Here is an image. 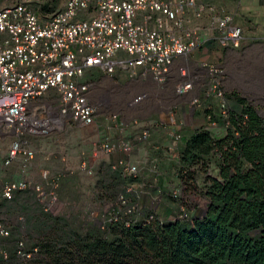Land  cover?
Returning <instances> with one entry per match:
<instances>
[{
    "label": "built area",
    "instance_id": "1",
    "mask_svg": "<svg viewBox=\"0 0 264 264\" xmlns=\"http://www.w3.org/2000/svg\"><path fill=\"white\" fill-rule=\"evenodd\" d=\"M34 3L25 0L0 9V139L9 140L3 167L19 165L24 174L22 179L0 182V257L6 261L12 259L5 247L12 228L3 217L2 201H13L19 192H31L48 214L61 202L65 172L54 173L46 167L40 182L32 184L28 178L39 153L34 140L49 137L54 128L68 122L94 128L98 148L81 153L82 173L93 178L97 171L91 158L115 155L119 160L110 165L121 176L138 179L144 173L145 164L133 161L132 156L139 144L149 143L152 129L130 133L128 124L117 121L115 132L106 131L99 122L101 102H95V83L82 81L89 69L97 68L107 76L121 72L134 82L151 77L165 87L174 77L179 58H188L212 41L238 50L245 40L234 13L204 0H66L64 8L48 17ZM200 66L201 75L194 76L186 61L179 65V98L189 97L195 108L216 100L225 115L224 65L205 60ZM201 82L205 86L199 90ZM149 98L148 92L138 93L128 108L139 109ZM210 125L216 127L217 122ZM171 136L176 144L183 139L177 129ZM155 162L150 163L151 172L157 171ZM180 194L182 187L174 197ZM141 198L135 185L127 186L102 226L124 215L136 220L144 216L150 209L144 208ZM87 210L86 222H95L96 212ZM187 215V206L182 204L178 215L170 219ZM38 253V247L21 239L15 249L16 264H32Z\"/></svg>",
    "mask_w": 264,
    "mask_h": 264
},
{
    "label": "trees",
    "instance_id": "2",
    "mask_svg": "<svg viewBox=\"0 0 264 264\" xmlns=\"http://www.w3.org/2000/svg\"><path fill=\"white\" fill-rule=\"evenodd\" d=\"M41 1L38 11L57 0ZM227 99L225 115L205 107L209 125L179 143L175 180L204 207L184 219L146 210L104 226L46 213L32 264H264V118L237 92Z\"/></svg>",
    "mask_w": 264,
    "mask_h": 264
},
{
    "label": "rangeland",
    "instance_id": "3",
    "mask_svg": "<svg viewBox=\"0 0 264 264\" xmlns=\"http://www.w3.org/2000/svg\"><path fill=\"white\" fill-rule=\"evenodd\" d=\"M23 1L25 0H0V9ZM65 1L66 0H57L54 5H51L53 7L50 10L43 11L39 9V12L43 16L48 17L54 12L64 8ZM204 1L213 3L220 8H245V5L247 4V0ZM252 1L254 2V0ZM253 2H250V4ZM41 3H43L41 0H35L34 5L36 9L40 7ZM253 21L254 22L250 21L249 18L246 17V27L243 28L245 32V40L241 49L229 50L221 47L219 53L209 52L206 60L223 64L226 70L225 88L227 94L237 92L242 97L248 99L264 118V24L255 20ZM123 76L122 84H119L118 87L110 86L104 90L103 94H95V102H101L100 116H102V125L103 121L106 122L110 120L111 122L109 125L106 123V125L102 126L108 132L111 130L114 131L113 127L116 126L117 121L122 122L120 119L121 116H125V119L123 118L124 123L127 124L128 122H131V118L126 115L127 110H129L128 104L130 101L127 95V90L130 89V86L134 81H131L126 74H123ZM201 86H205L203 82H201L199 90H202ZM177 101L187 104L185 110H182V113L184 114L181 115L180 118L185 120L183 126L189 130L209 125L208 119L205 118V115L197 113L199 110L204 109L205 111V107L214 109L218 108L216 100L212 99L205 101L203 107L200 108L193 107L190 104L189 97L181 98ZM189 104L192 108L189 107ZM138 110H140V108ZM169 111L170 113L167 111L166 116H164L165 119H168L169 117H176L175 119L178 118L176 114H172V112H174L173 107ZM117 115L119 118L118 120L115 119V116ZM90 129L92 128H86L68 122L64 126H57L54 128L53 133L49 137L34 140V145L39 150V153L34 161L33 167L36 168L35 171H37V173H33L32 177L39 179L37 177L42 168H44L43 166L46 165L49 166L47 168H50L54 173L65 172V180L69 178H71V180L74 179V184H78L82 189H75V191L70 190L69 194L64 192L65 196H67V194L69 195L68 197L63 196L61 190V202L57 206V209H55V212H65L74 222L86 223L87 208H91L98 216L96 217L95 222L101 224L106 219L105 216L108 212L114 207L119 194H122L125 191L126 187H124V181L127 179L112 169L110 162L105 161V156L91 158L92 163L96 165L97 171L93 178L87 177L80 171L81 153L89 152V150L93 152L94 149L98 148V141L96 143L84 139L86 136H92L93 132H91L92 130ZM49 144L52 145V148L47 147ZM8 147L9 140L1 138V160L6 156ZM115 156L116 159L112 156L113 158L106 157V160H119V155ZM155 159L157 160V163L155 162L157 164L156 172L148 171V169L150 170L149 167L151 166L150 163L152 160L142 159L145 164L144 170H147V173H144L143 177L146 178V176L149 175L148 179L149 182H152L151 185L147 184L144 187L141 186L139 189L136 187L139 193L141 192L142 194L141 203L144 205L145 209H154L163 217L171 218L178 215L181 210V205L183 204L182 202L188 203V205L185 204V206H187L188 215L191 214L189 212H194L196 208L198 209V207L205 206V201L202 200L201 197L185 194L183 187L176 181L177 179L175 180L176 174L174 167H176V164L178 163V154L167 155V157L158 155ZM161 171L162 174H159ZM163 175L166 177L164 178L166 185L164 187L166 190L165 193H163L164 191H161L162 189L159 186V184L161 185V182L159 178H156ZM76 178L77 180H75ZM88 182L94 183L93 190L91 191L93 197L92 200L88 199V192L90 191L84 187ZM178 187H182V194H180L179 198H175L174 193ZM67 188H69V186H66L65 190ZM188 206L190 207L188 208ZM20 211L23 212V210Z\"/></svg>",
    "mask_w": 264,
    "mask_h": 264
},
{
    "label": "crops",
    "instance_id": "4",
    "mask_svg": "<svg viewBox=\"0 0 264 264\" xmlns=\"http://www.w3.org/2000/svg\"><path fill=\"white\" fill-rule=\"evenodd\" d=\"M249 1L250 0H247V4L245 5V8H224L227 11H230L235 14L236 22L243 28L246 27L245 25L246 17H248L249 20L252 22H254L253 20H255L257 22H260L261 24H264V0H254V2L251 0L250 2H253L251 4ZM219 49L221 50L220 44L217 43V41H212L206 46L202 47L201 49L196 50L188 58H179L176 62L174 77L171 79L170 83L165 87L161 86L151 77L146 79L145 81L132 83L130 89L127 90V95L129 97V100H131L135 95L141 92H148L150 98L148 101H146L143 105L140 106V110L130 109V108L129 110H127L126 115L131 118L130 119L131 122L127 123L129 125V132L134 133L136 131L143 130L145 127H150L152 129V135L149 143L138 145V148L135 150V153L132 156L133 161L135 162L141 161L142 164H144L142 159L144 160L150 159V161L152 160L151 161L152 164V162L155 160V157L158 155L167 157V155L170 156L171 154L176 155L179 153L180 144H176L174 142L171 136V131L177 129L180 133H182L183 138H185L195 129L193 130L187 129L185 126H183L184 125L183 122H185V120L180 118L181 115L184 114L182 113L183 112L182 110H185L187 104L177 101L180 99L177 93V85L179 80L177 74L178 67L181 63L186 61L191 68L192 74L194 76H199L201 75V66H200L201 62L205 61L208 58L209 52L219 53L220 52ZM123 77L124 76L121 72H118L114 76H107L103 74L99 69L91 68L86 72L82 81H89L95 83L94 93L96 95L98 94L101 95L104 93V90L106 88L110 86L118 87L119 84H122L121 82L123 81ZM172 107L174 108V112H172V114L173 115L176 114L178 118L175 119L176 117L175 118L173 117L174 118L173 119L169 117L168 119H165L164 116H166L167 111L170 113L169 110ZM189 107L192 108L190 104ZM197 113L205 115L204 109L199 110ZM101 117L102 116L99 117V122L102 124ZM123 118L125 119V116L120 117L122 122H123ZM134 121H139V123L135 125ZM106 123H108L109 125L111 122L110 120L106 122L103 121V126L106 125ZM90 130H92L91 132H93L92 136L91 137L86 136L84 137V139L97 143L98 141L97 131L94 128ZM110 132H113V130H111ZM47 147L52 148V145L49 144ZM89 152L92 151L89 150ZM114 157H115L114 159H116V156ZM106 159L107 158L105 157V161L110 162ZM33 167H34V163L29 170L28 178L32 184H36L37 182L41 181L42 170L49 166L47 165L43 166L44 168H42L39 176L37 177L39 179H36L35 177L34 179L32 177L33 173L34 174L37 173V171H35L36 168ZM148 171L151 172V170L149 169ZM143 172L147 173V170H144ZM160 173L162 174V171L159 172V174ZM143 175L141 176V178L138 179L126 178L127 180L124 181V187L133 184L135 185V187L139 189L141 186L144 187L147 184L151 185L152 182H149L148 179L149 175L146 176L147 179L143 177ZM23 177L24 174L22 173L19 165H14L11 168H4L3 160L0 159V182L6 180H18V179H22ZM159 177L162 178L160 179V181L162 180L165 183L164 181V178H166L165 175L158 176L156 178L158 179ZM75 180H77V178ZM66 186H69V188L65 190ZM93 186L94 183L92 182H88L84 186L90 191L88 192L89 200H92L93 198L91 195ZM61 188H62L61 190L63 192V196H65L64 192L69 194L70 190L75 191V189L76 190L82 189L78 184L76 183L74 184V179L71 180V178L63 181V185ZM68 194L65 197H68L69 196ZM20 210H23V212ZM2 211H3L4 219L6 220L8 225L12 228V236L5 240V247L7 248V250L10 251L12 259L11 261H6L3 259V257H0V264H16L17 257L15 255V249L17 243L19 242V240L25 239L29 246L35 245L37 238L41 234V232L38 231L44 229L42 222L46 217L45 216L46 213L42 210L41 205L36 199V196L31 192L29 193L19 192L13 201L3 200ZM52 215L55 217H61V218L66 217L70 219V217L66 215L65 212L62 213L54 212ZM22 218L23 220H21Z\"/></svg>",
    "mask_w": 264,
    "mask_h": 264
},
{
    "label": "bare ground",
    "instance_id": "5",
    "mask_svg": "<svg viewBox=\"0 0 264 264\" xmlns=\"http://www.w3.org/2000/svg\"><path fill=\"white\" fill-rule=\"evenodd\" d=\"M3 261V260H2Z\"/></svg>",
    "mask_w": 264,
    "mask_h": 264
}]
</instances>
